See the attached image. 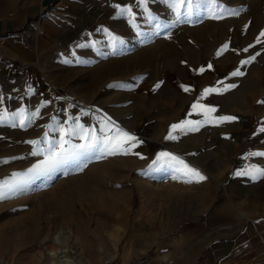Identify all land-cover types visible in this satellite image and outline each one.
Wrapping results in <instances>:
<instances>
[{
    "label": "rangeland",
    "instance_id": "obj_1",
    "mask_svg": "<svg viewBox=\"0 0 264 264\" xmlns=\"http://www.w3.org/2000/svg\"><path fill=\"white\" fill-rule=\"evenodd\" d=\"M192 3L191 11L187 5L181 9V22H176L166 0H147V12L139 4L124 25L122 48L119 40L112 42L120 57L112 59L113 69L107 72V92L92 89L90 108L80 99L79 104L71 103L83 97L84 73L75 74L68 83L71 88L61 91L60 101L54 104L27 93L5 97L0 90V112L8 117L22 109L31 116L39 109V116L25 128L0 124V182L14 179V173L24 180L22 191L0 201V264H135L154 251L159 239L165 248L171 238L166 235L185 218L148 216L147 206L141 210L136 183L145 162L135 148L128 155L89 153L50 172L28 174L45 156L32 155L34 146L26 142L47 139L55 147L59 127L74 126L77 117L101 136L105 123L113 131L118 127L136 138L141 125L161 131L167 116L159 115L158 104L148 103L150 95L142 105L141 81L160 85L156 97L163 95L164 85L185 74L197 86L199 97L205 88L220 89L212 93L221 99L219 113L224 108L232 110L247 126L237 140L238 151L264 145V132L259 131L264 126V103H259L264 101V37L260 36L264 0H217L224 8L222 13L213 10L221 16L218 19L212 18L206 3ZM231 10L237 14L230 15ZM224 45L228 48L221 52ZM252 56L254 60L241 65ZM116 62L122 64V73L114 70ZM237 69L243 75L232 76ZM115 75L118 79L111 80ZM67 139L71 144L84 143L78 136ZM46 147L47 143L38 146L41 151ZM161 226L165 232H159Z\"/></svg>",
    "mask_w": 264,
    "mask_h": 264
},
{
    "label": "crops",
    "instance_id": "obj_2",
    "mask_svg": "<svg viewBox=\"0 0 264 264\" xmlns=\"http://www.w3.org/2000/svg\"><path fill=\"white\" fill-rule=\"evenodd\" d=\"M138 7L139 0H0V90L5 97L27 93L54 104L71 88L68 83L75 74L84 73L83 97L71 103L79 104L80 99L90 108L92 89L107 92V72L113 69L112 59L120 57L112 37H119L122 48L123 28L130 18L121 9L131 8L133 14ZM114 70L122 73V64L116 62ZM189 78L185 74L170 81L159 97L151 81L138 83L142 105L150 95L148 103L158 104L159 115L167 116L161 131L147 125L138 130L141 143L135 150L146 165L136 183L141 210L147 206L148 216L185 219L172 222L175 229L166 235L171 243L164 248L159 239L154 251L135 264L167 259L170 264H264V178L253 181L235 175L250 165L264 167V157L249 155L264 152V145L240 153L237 140L245 134L246 123L232 110L219 113L221 99L212 94L200 99ZM110 79L117 80L118 75ZM198 100L216 109L212 117L237 119L203 123L198 131H177L176 139H167L173 124L204 120L192 109ZM161 152L179 157L206 179L191 183L173 179L176 173L163 161L153 165ZM165 230L161 226L159 232Z\"/></svg>",
    "mask_w": 264,
    "mask_h": 264
},
{
    "label": "snow or ice",
    "instance_id": "obj_3",
    "mask_svg": "<svg viewBox=\"0 0 264 264\" xmlns=\"http://www.w3.org/2000/svg\"><path fill=\"white\" fill-rule=\"evenodd\" d=\"M166 2L169 4V7L172 9V11L176 14V22H181V16L183 15L181 9L184 8L185 5H187V9L189 11H191L193 7L192 0H166ZM199 2H203L208 5L209 11L213 13L212 18H221L219 14L213 11L214 9H219L221 13L224 11L223 6L218 4L217 0H198V4ZM139 4L144 6V10L146 12L148 11L146 6L147 0H139ZM121 12H126L129 16H132L131 8L121 9ZM229 14L236 15L237 11L231 10ZM260 36L264 37V32H261ZM112 39L116 40L118 38L113 36ZM260 42L261 41L258 38L257 43ZM227 48L228 45H224L221 52L227 50ZM243 51L247 52L248 49L245 48L243 49ZM221 52H218L217 55H220ZM258 54L259 53H257V55ZM254 59L255 57L252 56L249 60H242L241 65H246L250 63V60ZM208 67L211 68V64H209ZM200 71L203 72L204 69H201ZM231 75L241 76L243 75V73L239 69H237L236 71L231 73ZM155 87L158 88L160 87V85L157 84ZM231 87H235V85L227 86V88ZM227 88H225V90H227ZM184 91H189V88L184 87ZM219 91L220 89L215 87L205 88L201 93L200 99H203L208 95ZM259 103H264V101H259ZM192 109L198 114H203L204 120H185L179 124H173L171 126L169 135L166 137L167 139H176L177 137L173 135V133L177 131H198L199 127L202 126L203 123H223L225 121H233L237 119V117L234 116H221L218 118L212 117L211 114L214 113L216 109L200 103L199 100L192 105ZM38 116L39 109H37L36 112L31 113V116H26L23 109L18 111L17 113H13L11 117H8L5 113L0 112V124L11 123L13 127L19 126L21 128H25L31 123L32 120H34ZM17 117H19L18 124L16 123ZM73 123L74 126L73 124H69L67 128L64 126L59 127L60 140L55 147L53 146V143L51 141H47V139H45V141L43 142L39 140H31L26 142L34 146V150L31 153L32 155L42 154L45 156V160L43 162L34 165L31 169L28 170L29 175H41L45 172H50L69 160H78L81 157H85L89 153H100V157L118 154L128 155L132 152V149L136 148L139 143H141L135 136L130 135L129 133L123 131L122 129H119L118 127L113 131V129L109 127L107 123H105L104 126L100 129V131L104 133L102 136L98 135L94 129H87L84 127V125L80 124L79 117L75 118ZM49 127L52 128L53 126L49 125ZM259 131L264 132V126H262ZM47 135L48 133L46 132L45 138H47ZM69 136H78L79 139L84 141V143L71 144V141L67 139V137ZM42 143H47V147L41 151L38 146ZM65 145H68V147H65ZM249 155L264 157V152H255L250 153ZM161 161H163L164 165H167L174 170L176 175H173V179L181 178L185 183H191L194 181L200 182L206 179V177L203 176L199 170L189 166L185 161L171 153H159L156 157V160L153 161V165H159V162ZM3 162L7 163L8 161L5 160ZM152 167L153 166H150V168ZM157 170H159V168ZM235 175L248 176L251 180L255 181L259 178H264V167L258 165H250L246 169L237 171ZM13 176L14 179L12 180H5L3 182H0V201L11 198L23 190L24 180L19 178L20 174L14 173Z\"/></svg>",
    "mask_w": 264,
    "mask_h": 264
},
{
    "label": "built area",
    "instance_id": "obj_4",
    "mask_svg": "<svg viewBox=\"0 0 264 264\" xmlns=\"http://www.w3.org/2000/svg\"><path fill=\"white\" fill-rule=\"evenodd\" d=\"M160 264H170V262L169 261H164V262H162Z\"/></svg>",
    "mask_w": 264,
    "mask_h": 264
},
{
    "label": "bare ground",
    "instance_id": "obj_5",
    "mask_svg": "<svg viewBox=\"0 0 264 264\" xmlns=\"http://www.w3.org/2000/svg\"><path fill=\"white\" fill-rule=\"evenodd\" d=\"M132 235H133V234H132ZM161 241H162V240H161ZM53 245H54V242H53ZM51 250H53V249H51ZM127 251H128V250H127ZM127 251H126V253H127ZM126 253H125V254H126Z\"/></svg>",
    "mask_w": 264,
    "mask_h": 264
}]
</instances>
